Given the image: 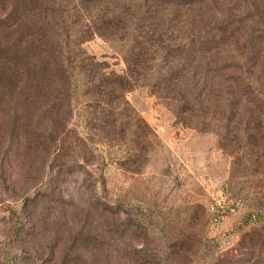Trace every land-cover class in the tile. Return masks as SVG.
<instances>
[{
  "label": "rangeland",
  "instance_id": "rangeland-1",
  "mask_svg": "<svg viewBox=\"0 0 264 264\" xmlns=\"http://www.w3.org/2000/svg\"><path fill=\"white\" fill-rule=\"evenodd\" d=\"M36 1L0 0V264H264V137L186 127L133 80L114 97L103 80L131 76L133 46L76 12L86 1ZM31 11L55 16L67 109L25 95Z\"/></svg>",
  "mask_w": 264,
  "mask_h": 264
},
{
  "label": "trees",
  "instance_id": "trees-1",
  "mask_svg": "<svg viewBox=\"0 0 264 264\" xmlns=\"http://www.w3.org/2000/svg\"><path fill=\"white\" fill-rule=\"evenodd\" d=\"M84 1L90 6L78 2L82 10L76 12L86 9L101 35L133 46L126 57L131 76L103 80H109L114 97L123 96L133 80L150 87L186 127L212 131L223 143L264 137V0H233L236 14L216 8L224 0ZM36 2L30 0L29 7ZM102 5L108 11L102 12ZM30 13L25 17V95L31 100L46 93L57 100V108L67 109L72 80L51 25L55 16ZM245 20L250 35L242 32ZM205 21L220 30L234 24L232 36L203 31ZM181 30L185 36L175 42L173 32Z\"/></svg>",
  "mask_w": 264,
  "mask_h": 264
}]
</instances>
